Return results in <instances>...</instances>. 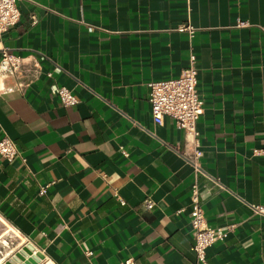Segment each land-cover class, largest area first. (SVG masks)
Masks as SVG:
<instances>
[{"label": "crops", "instance_id": "crops-1", "mask_svg": "<svg viewBox=\"0 0 264 264\" xmlns=\"http://www.w3.org/2000/svg\"><path fill=\"white\" fill-rule=\"evenodd\" d=\"M17 7L0 47L41 73L22 91L0 79V136L18 149L12 161L0 155V219L53 264H194L196 184L207 224H234L206 249L209 262L264 264V216L250 208L264 206V153L254 152L264 150V0ZM191 54L201 174L184 157L190 137L169 116L154 123L148 101V82L177 77ZM51 84L77 103L63 106Z\"/></svg>", "mask_w": 264, "mask_h": 264}, {"label": "built area", "instance_id": "built-area-1", "mask_svg": "<svg viewBox=\"0 0 264 264\" xmlns=\"http://www.w3.org/2000/svg\"><path fill=\"white\" fill-rule=\"evenodd\" d=\"M18 0H0V36L9 27L14 26L20 19V11L17 7ZM248 23L237 20L235 27H246ZM179 30L192 33L194 27L184 24ZM195 56L189 57V64L182 69L177 77L148 82V101L150 114L156 124H160L165 116L171 117L176 126L183 129L192 143L189 153H184L185 160L192 166L196 174H201L200 158L202 151L197 138L196 124L203 112V101L197 89V69L195 67ZM41 73L39 63L32 66L25 64L23 57L14 54L8 47H0V79H11V88L22 91L31 81ZM53 72L46 71L47 78L53 77ZM51 90L59 98L63 106L77 103V97L64 85L51 84ZM256 154L264 153V150H254ZM0 155L7 161H12L18 155L16 143L7 135L0 136ZM47 186L39 187V194L46 192ZM115 197L121 204L124 200L115 192ZM153 202L146 198L143 201L145 209H150ZM250 208L256 215L264 216V206L251 204ZM190 224L194 243L192 246L195 254L194 264H211L206 255V249L218 239H223L233 231L234 224H223L210 226L207 224L200 202V195L196 184L191 186L190 193ZM3 237L6 241L2 240ZM29 243L22 239L11 227L0 219V264L6 260L24 244ZM42 254V258L36 264H53L43 250L35 247ZM35 252V251H34ZM122 264H133L131 258Z\"/></svg>", "mask_w": 264, "mask_h": 264}, {"label": "water", "instance_id": "water-1", "mask_svg": "<svg viewBox=\"0 0 264 264\" xmlns=\"http://www.w3.org/2000/svg\"><path fill=\"white\" fill-rule=\"evenodd\" d=\"M41 258L42 254L29 242L11 254L5 264H36Z\"/></svg>", "mask_w": 264, "mask_h": 264}]
</instances>
